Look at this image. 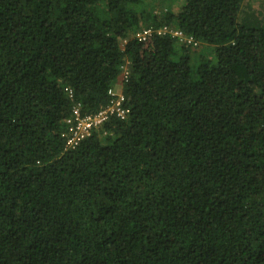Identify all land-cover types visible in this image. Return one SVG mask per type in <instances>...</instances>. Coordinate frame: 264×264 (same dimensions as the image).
<instances>
[{"label":"trees","instance_id":"16d2710c","mask_svg":"<svg viewBox=\"0 0 264 264\" xmlns=\"http://www.w3.org/2000/svg\"><path fill=\"white\" fill-rule=\"evenodd\" d=\"M246 3L0 0V264H264V16ZM119 83L128 114L67 147L74 110Z\"/></svg>","mask_w":264,"mask_h":264},{"label":"built area","instance_id":"2783aa9c","mask_svg":"<svg viewBox=\"0 0 264 264\" xmlns=\"http://www.w3.org/2000/svg\"><path fill=\"white\" fill-rule=\"evenodd\" d=\"M152 33V30L149 29L140 32L137 36L146 37ZM157 33H169L176 38L183 39L181 32L169 28H163ZM125 75L126 72L124 77ZM110 95L113 97L111 104L94 115L82 117L78 109L74 110L72 117L68 120L70 132L66 143L67 147L74 148L81 140L90 134L93 128L103 124L112 117L124 118L128 114L129 110L124 105L125 98L122 89H113L110 91Z\"/></svg>","mask_w":264,"mask_h":264},{"label":"rangeland","instance_id":"374dc122","mask_svg":"<svg viewBox=\"0 0 264 264\" xmlns=\"http://www.w3.org/2000/svg\"><path fill=\"white\" fill-rule=\"evenodd\" d=\"M244 12L246 13L244 16L247 15L246 17L261 19L264 16V0H247ZM125 72L126 67L122 70L120 82L123 79ZM120 84L121 83H119V89L121 88Z\"/></svg>","mask_w":264,"mask_h":264}]
</instances>
